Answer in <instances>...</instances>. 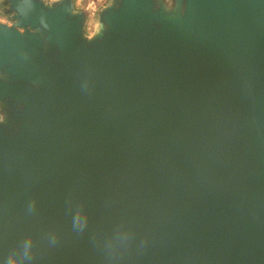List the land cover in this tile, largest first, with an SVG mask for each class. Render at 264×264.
Wrapping results in <instances>:
<instances>
[{"label": "water", "instance_id": "water-1", "mask_svg": "<svg viewBox=\"0 0 264 264\" xmlns=\"http://www.w3.org/2000/svg\"><path fill=\"white\" fill-rule=\"evenodd\" d=\"M0 1V264H264V0Z\"/></svg>", "mask_w": 264, "mask_h": 264}, {"label": "rangeland", "instance_id": "rangeland-1", "mask_svg": "<svg viewBox=\"0 0 264 264\" xmlns=\"http://www.w3.org/2000/svg\"><path fill=\"white\" fill-rule=\"evenodd\" d=\"M50 1V0H48ZM107 0H76L77 8L85 9L89 12L90 20L88 23V32H92L95 28V18L98 9L104 5ZM0 21L8 22V17L3 13V6L0 1Z\"/></svg>", "mask_w": 264, "mask_h": 264}]
</instances>
